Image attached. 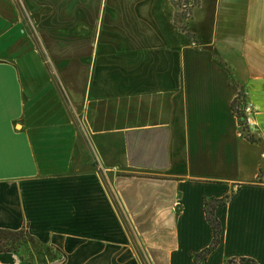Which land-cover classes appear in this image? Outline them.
<instances>
[{
	"label": "crops",
	"instance_id": "1",
	"mask_svg": "<svg viewBox=\"0 0 264 264\" xmlns=\"http://www.w3.org/2000/svg\"><path fill=\"white\" fill-rule=\"evenodd\" d=\"M188 1L0 0V264H193L226 197L205 264H264V0Z\"/></svg>",
	"mask_w": 264,
	"mask_h": 264
},
{
	"label": "trees",
	"instance_id": "2",
	"mask_svg": "<svg viewBox=\"0 0 264 264\" xmlns=\"http://www.w3.org/2000/svg\"><path fill=\"white\" fill-rule=\"evenodd\" d=\"M242 94V92H241ZM240 94L237 101L233 105L234 111L239 118L241 109L244 107L243 96ZM229 200V197L223 199L210 198L205 200V213L207 221L213 230V240L210 246L199 253L192 255L193 264H205L208 256L214 252L220 244V237L222 233V226L215 215L216 208ZM35 242L27 229L19 231L0 229V254H8L19 252L20 248L27 243ZM228 264H256L251 259H231Z\"/></svg>",
	"mask_w": 264,
	"mask_h": 264
},
{
	"label": "rangeland",
	"instance_id": "3",
	"mask_svg": "<svg viewBox=\"0 0 264 264\" xmlns=\"http://www.w3.org/2000/svg\"><path fill=\"white\" fill-rule=\"evenodd\" d=\"M178 6V4H177ZM195 6V5H194ZM193 6V8H194ZM182 16H180L181 21L183 19H186V17L181 14ZM69 18V17H68ZM66 26V24H64V27ZM62 26H59V28H61ZM63 29L58 30L56 32H46V35H44L43 33H39L36 31H33L32 33H26L29 36L31 35V42L33 44H38L39 45V50L42 53L43 57L45 58L48 67H49V72L53 73V77L56 80V82L59 85V80H58V75L57 73L61 72L62 70L60 69L62 67H68L70 68V64H57L55 62L56 58H54V56H59L60 58H64L63 61H66L68 59H70L71 55H72V48H71V32L70 31H66ZM24 33H20V35H23ZM51 43L53 45L57 44L56 46L58 47H53V46H48V44ZM55 62V63H54ZM61 87V86H59ZM32 243V242H30ZM35 243V242H33ZM28 244V243H27ZM27 244H24L21 248L23 249V247Z\"/></svg>",
	"mask_w": 264,
	"mask_h": 264
},
{
	"label": "built area",
	"instance_id": "4",
	"mask_svg": "<svg viewBox=\"0 0 264 264\" xmlns=\"http://www.w3.org/2000/svg\"><path fill=\"white\" fill-rule=\"evenodd\" d=\"M178 5L179 9L181 10V14H183L185 17H190V10L193 8L194 4L188 0H174ZM241 115L239 116V126L241 129V133H243L244 130H247L249 127L254 125L253 121V107L251 106H244L241 109Z\"/></svg>",
	"mask_w": 264,
	"mask_h": 264
}]
</instances>
